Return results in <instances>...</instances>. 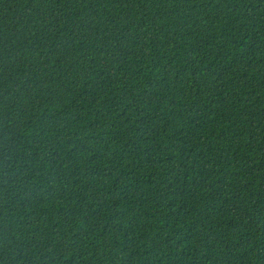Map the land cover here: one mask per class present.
<instances>
[{
	"label": "trees",
	"instance_id": "1",
	"mask_svg": "<svg viewBox=\"0 0 264 264\" xmlns=\"http://www.w3.org/2000/svg\"><path fill=\"white\" fill-rule=\"evenodd\" d=\"M0 264H264V0H0Z\"/></svg>",
	"mask_w": 264,
	"mask_h": 264
}]
</instances>
